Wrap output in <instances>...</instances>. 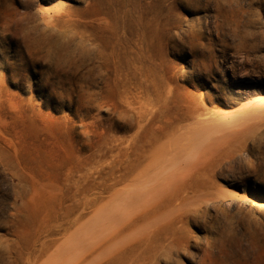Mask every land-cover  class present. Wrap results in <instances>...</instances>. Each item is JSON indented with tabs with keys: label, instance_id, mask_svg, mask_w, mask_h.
I'll use <instances>...</instances> for the list:
<instances>
[{
	"label": "rangeland",
	"instance_id": "rangeland-1",
	"mask_svg": "<svg viewBox=\"0 0 264 264\" xmlns=\"http://www.w3.org/2000/svg\"><path fill=\"white\" fill-rule=\"evenodd\" d=\"M0 264H264V0H0Z\"/></svg>",
	"mask_w": 264,
	"mask_h": 264
}]
</instances>
